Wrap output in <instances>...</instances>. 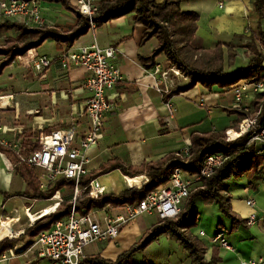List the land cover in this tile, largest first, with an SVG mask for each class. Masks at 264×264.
<instances>
[{"label":"crops","instance_id":"obj_1","mask_svg":"<svg viewBox=\"0 0 264 264\" xmlns=\"http://www.w3.org/2000/svg\"><path fill=\"white\" fill-rule=\"evenodd\" d=\"M162 1L155 0L157 4ZM174 1H179L182 12H194L198 15L195 40L202 49L210 50L221 45L226 51L225 45L244 44L250 35L249 28L256 25V18L252 13L253 0ZM53 3L55 2L43 1L41 8ZM41 15L45 23L48 22L49 19L42 13ZM72 17L74 18L67 25L54 22L50 23L49 27L67 33L76 25V18L74 15ZM143 31L144 28L140 24L134 23L133 16L128 15L97 26L93 32L88 30L67 49L75 50L81 46H89L95 40L102 48L111 47L116 50L113 63L120 70L122 81L107 94L113 105L112 111L104 117L97 145L87 152L88 172L102 184L106 194L118 195L128 188L125 180L131 181L135 178L143 180L146 176L130 178L118 168L101 171L104 165L115 162L125 167H138L143 163L160 161L172 154L182 155L183 150L190 145L191 134L214 131V128L211 130L205 124L204 113L210 116L213 111L234 110L232 90L214 87L208 91L196 85L193 89L168 100L175 109L174 114L170 116L162 95L155 90V78L151 75V70L144 69L139 62L140 57L149 56L157 46L154 38L141 44ZM50 45V54L39 52L40 47L35 49L38 55L47 56L53 61L42 74L30 70L37 79L35 92L28 94L33 96L19 97L14 91L0 89V97L12 96V99H6V102H10V107L0 108V146L8 148L13 153L16 152L13 146L17 145L23 154H27L21 146L24 131L30 132L34 140H37L41 134H48L55 129L73 124L76 126L78 141L88 127L84 107L89 96L82 88L86 73L80 68L62 70L57 58L66 50H58L53 42ZM235 50L237 56L232 66H225L228 73H234L249 63L246 49L236 47ZM161 58L160 56L156 59L160 67L158 61ZM11 67L12 65L6 69ZM242 82L244 81L238 84ZM261 95L262 92L260 97ZM259 101V98H251L246 103L250 106L253 104L255 109ZM234 115L237 118L223 132L237 126L240 115L237 113ZM18 166L8 155L0 152V238H2L0 241L7 238L6 235L2 236L6 231L4 219L11 221L12 229L22 231L18 238L7 239L12 241L11 248L2 253L0 264H52L37 257L35 251L27 245L28 237L23 236V233L30 228L28 224L32 221L30 214L33 216V223L48 216L64 200L69 202L72 190L64 188L55 191L52 197L56 194L60 198L59 202L57 197L31 199L25 195L28 188L20 174L16 172ZM32 171L37 179L40 172L33 169ZM249 182L253 183L254 188L249 187ZM227 185L231 211L240 219L247 221L252 210L248 208L246 200L252 199L255 202L256 221L253 225H245L232 231L231 220L223 217L215 205L206 206L204 210H209L213 219L210 225H207L209 220L204 223L202 218L197 223L196 229L203 232V235L194 230L209 248L206 259H209L210 247L213 246L218 249L220 258L218 264L240 262L264 264V175L261 178L248 179L244 176L230 179ZM109 207H104L109 215L120 212L118 208L111 210ZM46 210L50 211L48 215L44 214ZM136 220L123 227L115 241L100 242L92 246L85 252L86 258L116 260L137 242L133 239L138 234ZM217 234H223L225 241L232 247L231 251L218 248L210 242ZM169 245L177 256L169 260L170 257L166 259V254H163L159 260L164 262L162 264H190L186 252L179 245ZM15 248L18 252H13ZM2 256H6L7 259H3Z\"/></svg>","mask_w":264,"mask_h":264},{"label":"trees","instance_id":"obj_2","mask_svg":"<svg viewBox=\"0 0 264 264\" xmlns=\"http://www.w3.org/2000/svg\"><path fill=\"white\" fill-rule=\"evenodd\" d=\"M49 1L61 3L66 10H69L76 18V25L69 32L63 33L49 26L26 28L15 22H0V38L6 36L2 39L3 45H0V57H4L0 59V75L17 57H23L28 50L38 49L46 41L53 42L58 50H67L88 32L87 17L81 15L66 1ZM252 13L256 18V25L249 28L250 35L245 43L238 46L225 45L226 51L221 45L210 50L199 46L195 40L198 15L194 12H182L179 1L163 0L157 4L155 0H99L92 22L97 27L132 15L134 23L144 28L141 44L153 38L156 40L157 46L153 52L149 56L139 58L141 66L151 70L158 64L156 59L163 56L169 68L173 67L189 78L187 83L175 86L167 95L162 96L165 103L171 97L185 93L196 85L211 91L214 87L232 90L241 81L248 84L264 83V0H253ZM8 33H13L14 36H8ZM236 47L246 49L249 63L234 73H228L225 66H232L237 56ZM261 99H264V93L259 104ZM259 104L255 105L257 107L255 109H258ZM261 105L262 110L258 119L260 125H264V102ZM225 112L241 115L236 110H225ZM249 138L250 134H247L232 142H225L224 132L215 130L203 134L195 132L190 136L187 156L172 154L160 161L143 163L138 167H125L115 162L101 167V171L118 168L130 178L145 175L147 182L140 188H126L118 195L105 194L97 199L84 196L75 203L79 214L106 206L121 208L126 204L138 203L149 193L164 185L175 169L179 168L193 175L199 172L200 164L206 155L221 153L225 156L221 166L189 193L177 218L158 220L141 241L133 244L114 261L94 257L86 258L81 264H135L131 261L132 255L143 251L163 235L175 241L186 252L190 264L220 263L218 249L213 246L210 247L209 259H206L205 255L209 248L194 232L197 227V204L201 202L206 206L215 205L225 218L231 220L232 231L247 225L246 220L240 219L231 211L227 181L244 176L248 179L261 178L264 175V144H248ZM21 140V146L27 153L38 149V142L30 132L24 131ZM0 152L8 155L14 164L19 165L16 172L27 185L28 191L25 193L27 197L35 200L50 199L55 191L64 188L72 190V182L69 179H62L42 191L32 169L20 164L15 153L2 146ZM93 179L94 176L88 174L82 178L81 185L85 187ZM248 185L254 188L253 183L249 182ZM69 210L70 204L68 200H64L53 209V213L33 223L23 233V236L28 237L27 245L30 246L40 232L50 229L55 222L66 219ZM10 242L12 241L4 240L0 243V256L11 248Z\"/></svg>","mask_w":264,"mask_h":264},{"label":"built area","instance_id":"obj_3","mask_svg":"<svg viewBox=\"0 0 264 264\" xmlns=\"http://www.w3.org/2000/svg\"><path fill=\"white\" fill-rule=\"evenodd\" d=\"M43 1L49 0H0V20L19 23L26 28H42L45 26V20L41 15ZM63 1L88 18L89 31L95 30L96 25L92 22V17L97 12L99 0ZM115 57L114 48H102L95 40L89 46H81L59 54L57 60L62 70L80 68L86 73L82 88L89 96L84 107L88 127L78 141L76 126L73 124L55 129L49 134H41L37 138L38 149L27 154H23L17 145L13 146L20 164L40 172L37 180L41 190L51 187L62 179H69L73 184L67 218L55 222L50 229L40 232L30 246L38 258L48 260L52 264H81L86 259L85 248L88 245L115 241L123 227L141 216H155L161 221L177 218L189 193L199 186L204 178L211 176L225 159L224 154L221 153L208 154L203 158L199 172L193 175L182 169H175L164 185L149 193L140 202L118 208L120 209L118 214L109 215L105 208L92 209L87 213L79 214L75 207L78 199L84 196L97 199L106 194L105 188L97 179L90 180L85 187L81 182L82 178L89 174L87 152L97 145L104 117L112 111L113 105L107 94L122 81L121 72L113 63ZM52 61L47 56H40L33 51L27 64L33 72L42 74ZM151 75L155 78V90L162 96L179 85L170 80L167 72H164L158 64L151 69ZM261 92L264 93V83L248 84L244 81L232 89L233 109L240 112L243 119L238 123L236 130L230 129L224 132L225 142H232L250 134L248 144H264V125H260L258 119L262 105L254 112V108H250L252 105L246 104L251 98H259ZM0 99L10 100L12 96L0 97ZM164 105L168 114L172 116L175 112L172 104L167 101ZM4 106L10 107V102L7 101ZM230 133H234L235 137H230ZM182 153L187 156L188 147ZM146 182L147 179L144 178L141 180V185L136 188H140ZM55 197L56 194L52 198ZM56 199L60 201L59 197ZM246 204L252 210L247 225H253L256 221L255 202L247 199ZM109 209L117 208L110 206ZM32 225L33 222L29 223V227ZM199 235H203V232H199ZM18 237L16 235L13 238ZM7 239L10 238H4L1 242ZM210 242L218 248L232 250L223 234H217ZM13 252L18 250L15 248ZM2 258L7 259L6 256ZM240 264L260 263L240 262Z\"/></svg>","mask_w":264,"mask_h":264},{"label":"rangeland","instance_id":"obj_4","mask_svg":"<svg viewBox=\"0 0 264 264\" xmlns=\"http://www.w3.org/2000/svg\"><path fill=\"white\" fill-rule=\"evenodd\" d=\"M41 13L48 18V22L45 23V26H49V24L60 23L61 25H67L69 21L74 18L72 17V13L69 10H66L61 3H53L44 5L41 8ZM0 22H4L0 20ZM43 26V27H45ZM42 27V28H43ZM8 36H14L13 33H8ZM6 36H2L0 38V45H3L2 39ZM51 41H46L43 46H41L38 51L42 53H51ZM33 51L37 54L35 49L28 50L23 57H17L15 61L11 64L12 67L9 69H5L2 74L0 75V89H7L6 91H14L17 96L21 97H30L33 95H28L29 93L35 92V88L37 87L35 83H37V79L33 77V72L30 71L31 69L28 67L27 61L30 59V56L33 54ZM161 60L158 62L161 65V69L164 72H167L170 80L175 81L179 84L187 83L189 78L186 77L184 74L180 73L175 68H169L167 64L164 62V57L161 56ZM4 57H0L2 59ZM10 65V66H11ZM28 68V70L26 69ZM174 79V80H173ZM34 83V84H33ZM4 93V92H1ZM25 94V95H23ZM261 98V97H259ZM32 100V99H31ZM264 102V99H261V103L259 106ZM247 104V103H246ZM253 105V104H252ZM250 108H254L251 106ZM258 109H254L256 112ZM252 116V114H250ZM236 115L225 113L222 111H213V113L209 116L204 113V122L211 128H214L215 131L223 132L225 128L229 127L233 124L236 119ZM243 119L240 115L238 123ZM238 125V124H237ZM234 130L237 129V126L232 128ZM212 130V129H211ZM225 140V138H224ZM184 156V153H182ZM98 181V180H97ZM98 183L102 185L99 181ZM212 206V205H208ZM206 205H203L201 202L197 204V223L202 218L204 219V223L209 220L207 225H210L213 216L209 212V210H204ZM183 208V207H182ZM217 208V207H215ZM218 209V208H217ZM219 212V210H217ZM223 216V215H222ZM224 217V216H223ZM138 226V234L133 239L137 242L141 241L143 236L151 229V227L157 223V219L155 216H142L137 220ZM127 226V225H126ZM1 227V226H0ZM210 228V227H209ZM198 233L199 230L195 229ZM194 231V232H196ZM6 233H3L2 236L5 237ZM140 235V236H139ZM139 236V238H138ZM9 238V236L7 237ZM11 239V238H10ZM209 240V239H208ZM159 241V242H158ZM136 242V243H137ZM100 242L92 243L85 248V252L88 251L92 246H96ZM95 244V245H93ZM169 244H173V246H178V244L167 238L165 235L160 236L157 240L153 241L148 247H146L143 251H139L134 253L131 257V261L135 264H162L164 262H160L159 260L163 257V254H166V259L170 257L169 260H173L174 257L177 256V253L172 250ZM122 247V245H120ZM30 247V246H29ZM28 247V248H29ZM176 248V247H174ZM206 257V255H205ZM162 261V260H161Z\"/></svg>","mask_w":264,"mask_h":264},{"label":"bare ground","instance_id":"obj_5","mask_svg":"<svg viewBox=\"0 0 264 264\" xmlns=\"http://www.w3.org/2000/svg\"><path fill=\"white\" fill-rule=\"evenodd\" d=\"M6 102V99H0V108L4 106V103ZM230 137H235V134L234 133H230ZM125 185L126 187L128 188H136V187H139L141 185V179H136V180H131V181H128V180H125ZM55 206V205H53ZM25 212V211H24ZM50 213L49 210H46L45 211V215H48ZM28 214V213H26ZM30 214V213H29ZM30 218L31 220L33 221V216L30 214ZM31 221V222H32ZM10 222L8 219H4V228H5V233H6V237L9 236V238H13V237H16V235H21L22 231L19 230H14L10 227ZM29 224V223H28ZM19 228V227H18Z\"/></svg>","mask_w":264,"mask_h":264}]
</instances>
